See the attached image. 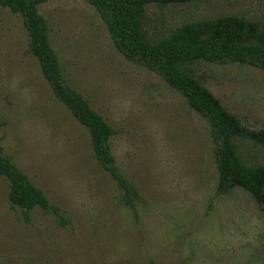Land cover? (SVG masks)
Segmentation results:
<instances>
[{
  "label": "rangeland",
  "instance_id": "obj_1",
  "mask_svg": "<svg viewBox=\"0 0 264 264\" xmlns=\"http://www.w3.org/2000/svg\"><path fill=\"white\" fill-rule=\"evenodd\" d=\"M38 11L64 82L112 128V154L139 197L122 203L88 130L30 53L22 17L0 6V152L66 220L35 209L26 222L0 176V264H264V206L241 188L216 194L208 122L162 77L123 57L85 0H48ZM231 14L262 23L264 0L149 5L143 28L157 41L184 23ZM191 69L243 125L264 129V72L232 63ZM240 152L264 165V148Z\"/></svg>",
  "mask_w": 264,
  "mask_h": 264
},
{
  "label": "trees",
  "instance_id": "obj_2",
  "mask_svg": "<svg viewBox=\"0 0 264 264\" xmlns=\"http://www.w3.org/2000/svg\"><path fill=\"white\" fill-rule=\"evenodd\" d=\"M48 0H0L22 17L28 33L30 53L50 84L57 101L65 106L90 135L96 161L122 191V203L133 206L139 194L119 170L110 147L112 128L90 108L80 94L63 80L58 58L49 41V28L39 14V6ZM103 19L117 51L127 60L158 74L185 100L188 107L205 119L215 144L217 167L216 194L224 195L241 188L264 206V165L242 148H264V129L252 130L229 113L193 76L192 65L205 62L238 64L264 72V22L231 14L187 22L168 36L151 41L143 28L149 5L163 9L201 0H85ZM252 146V147H250ZM0 176L8 183L7 200L11 209H19L26 222L35 209L53 216L64 225V212L52 205L43 192L31 184L11 159L0 152Z\"/></svg>",
  "mask_w": 264,
  "mask_h": 264
}]
</instances>
